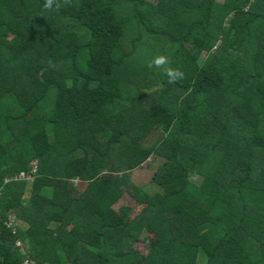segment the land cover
Masks as SVG:
<instances>
[{
  "label": "trees",
  "instance_id": "1",
  "mask_svg": "<svg viewBox=\"0 0 264 264\" xmlns=\"http://www.w3.org/2000/svg\"><path fill=\"white\" fill-rule=\"evenodd\" d=\"M45 2L0 0V264H264V0Z\"/></svg>",
  "mask_w": 264,
  "mask_h": 264
},
{
  "label": "rangeland",
  "instance_id": "2",
  "mask_svg": "<svg viewBox=\"0 0 264 264\" xmlns=\"http://www.w3.org/2000/svg\"><path fill=\"white\" fill-rule=\"evenodd\" d=\"M147 2H153L156 3L158 0H146ZM224 0H218V2L222 3ZM136 31V28H132L129 33H133ZM126 48L127 50H131V46H130V41L128 40L126 43ZM157 52H160L159 50ZM147 85V81H144V86ZM160 138V133L154 131L149 138L143 142V146L145 148H150L151 146H153L155 143L158 142ZM156 159L153 158L151 160H149L145 165H143L141 168H139L138 170L134 171L132 173V179L134 181V183L139 186V187H148L151 183L153 174L155 172V168H156ZM105 175H107V172L105 173ZM192 181L194 182V184H199V181L196 179H192ZM83 188L82 186L79 187V189ZM31 191V189H30ZM1 198V197H0ZM124 206H130V207H136L135 205V201L134 199L131 198L130 195L126 194L122 200L117 204L116 209H120L121 207ZM138 211H140V209H135L134 212V216L138 213ZM139 251L143 252L144 254L146 253V249H147V242H142L141 244H139L138 246Z\"/></svg>",
  "mask_w": 264,
  "mask_h": 264
},
{
  "label": "clouds",
  "instance_id": "3",
  "mask_svg": "<svg viewBox=\"0 0 264 264\" xmlns=\"http://www.w3.org/2000/svg\"><path fill=\"white\" fill-rule=\"evenodd\" d=\"M56 6H57V8L60 6L59 0H57ZM44 7H45V9L51 10L53 7V0H46ZM168 64H169V60H168L167 56L158 55L148 64V67L149 68H152V67L159 68L161 66H165ZM165 74L168 77L169 83H175V82L182 80L184 78V73L178 68L173 69L171 67H167L165 69Z\"/></svg>",
  "mask_w": 264,
  "mask_h": 264
},
{
  "label": "built area",
  "instance_id": "4",
  "mask_svg": "<svg viewBox=\"0 0 264 264\" xmlns=\"http://www.w3.org/2000/svg\"><path fill=\"white\" fill-rule=\"evenodd\" d=\"M37 172V162L34 163V169L31 173V176H28L27 174H22L21 178L19 180H26V179H30L34 176V174H36ZM0 197H1V194H0ZM17 225H18V219L16 216H14L13 214L10 216V219H9V222H8V227L10 229H12L14 231V233L16 234L17 233ZM17 246L18 247H22V243L21 242H18L17 243ZM31 260H26L25 264H31Z\"/></svg>",
  "mask_w": 264,
  "mask_h": 264
}]
</instances>
